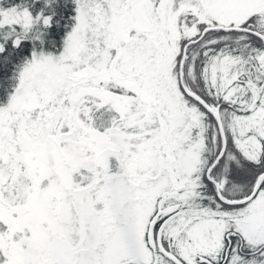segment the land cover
<instances>
[{
	"label": "snow or ice",
	"instance_id": "6c2138e0",
	"mask_svg": "<svg viewBox=\"0 0 264 264\" xmlns=\"http://www.w3.org/2000/svg\"><path fill=\"white\" fill-rule=\"evenodd\" d=\"M0 264H264V0H0Z\"/></svg>",
	"mask_w": 264,
	"mask_h": 264
}]
</instances>
